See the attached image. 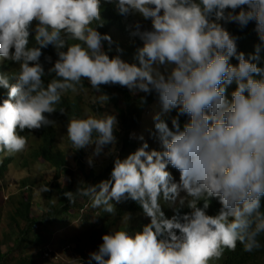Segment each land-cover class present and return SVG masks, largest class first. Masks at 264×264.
I'll return each mask as SVG.
<instances>
[{
  "label": "clouds",
  "instance_id": "9594fccd",
  "mask_svg": "<svg viewBox=\"0 0 264 264\" xmlns=\"http://www.w3.org/2000/svg\"><path fill=\"white\" fill-rule=\"evenodd\" d=\"M108 3L125 18L142 17L143 28L150 21V30H142L139 21L130 25L141 43L138 63L110 58L104 50L107 43L112 51L118 29L105 23L118 22L106 19ZM221 21L241 29L254 22L259 40L254 52L238 51V37ZM50 45L58 58L48 69L54 78L45 83L40 57ZM262 50L264 0H0V89L8 90L0 101V153L23 152L28 141L19 133L53 124L45 114L56 112L62 95L77 91L84 80L97 92L101 85L155 92L161 111L153 120L161 150L143 142L124 159H114L109 179L63 193L71 204L77 196L88 197L93 209L112 215L115 204L131 200L149 219L141 231L103 234L89 264H219L239 243L251 253L261 247L258 237L264 234ZM173 110L170 128L160 116ZM180 116L188 118L182 126ZM117 123L111 114L73 118L66 134L76 150L94 145L93 156H99L116 143ZM167 169L179 172V182ZM40 191L50 189L45 185ZM184 193L191 198V212L167 217L162 202L184 205ZM100 216L94 210L91 220ZM38 251L52 264L79 260L69 243L54 250L48 241Z\"/></svg>",
  "mask_w": 264,
  "mask_h": 264
},
{
  "label": "trees",
  "instance_id": "16d2710c",
  "mask_svg": "<svg viewBox=\"0 0 264 264\" xmlns=\"http://www.w3.org/2000/svg\"><path fill=\"white\" fill-rule=\"evenodd\" d=\"M105 13L109 20L116 19L117 23L105 22L108 27L115 25L118 29L115 30V36L132 37L134 41L120 42L117 37L111 38L113 41L112 51L108 52V45L105 43V51L111 57L120 55V58L130 64L138 63L135 60L136 49L141 47L139 37L132 36L133 29L130 25L135 21H139L143 28L144 19L139 15L129 16L127 18L118 14L115 5L112 3L106 4L104 7ZM148 22L147 20L145 23ZM222 26L232 35L238 37L237 50L244 52L247 56L254 52V46L259 43L258 37L254 32L255 24L250 22L246 27L241 29L235 23L220 22ZM35 22H33V27ZM99 27L97 28V30ZM99 31V30H98ZM101 32V31H99ZM113 32V33H115ZM120 34V35H119ZM30 39L33 40L32 37ZM76 43V41H70ZM35 42L29 46H34ZM121 49L117 52L116 49ZM43 55L40 57V63L43 65L45 76L42 78L45 83L54 78L55 74H48V69L51 68L58 58L56 50L53 46H48L42 49ZM262 60L258 65L264 67V50L261 52ZM45 57H50L51 61H46ZM126 59H125V58ZM230 63L235 65L237 61L235 58L230 60ZM12 84V83H10ZM82 86L77 87V91H68L62 95L60 104L56 105L58 108L52 114H45L54 123L48 126L41 127L37 130H27L20 132V135L27 137V147L23 152L8 155L7 153H0V177H4L7 167L14 165L15 155H20L18 164L20 168L25 170L26 175L30 167L43 166L48 164L50 170H46L43 175L47 177H24L19 181V186L15 191L9 192L7 199L2 200V191L0 189V228H4L0 238V264H52L43 260L41 252H29V249H43L48 245L47 235L42 232L48 226L57 224L60 228L66 227L68 223L74 220L80 225L88 227L86 232L82 235H65L58 247L65 244L74 245V251L79 256V260L75 264H89V254L97 251L98 246L102 243V235L110 233L115 230H127L129 233L141 231L142 227L149 223V219L143 214L139 205L131 200L115 204V215L104 213L100 208L93 209L88 197L77 196L74 204L69 203L64 192H75L77 188L87 187L88 185L98 184L102 180L110 178L112 168L114 166V159L119 157L124 159L128 154L134 152L141 146L143 142L149 145V149L161 150V145L158 139L157 131L154 127L156 121L153 116L156 111H161L158 97L155 92L150 94L130 92L126 87L120 85H101L100 91L97 92L91 88L88 81L81 82ZM235 88V85L228 87ZM91 95H106L110 107L116 112L114 114L117 118V126L114 131L116 143L105 147L104 151L99 156H93L96 163L91 166L86 160L89 155L88 151L94 145L84 149L76 150L66 134L67 122L73 118H87L91 116L89 111L99 112V101L91 104L93 98ZM7 89H0V101L7 98ZM88 93V105H85L83 95ZM143 98V99H142ZM59 108H64L65 112L60 113ZM148 118L147 114H151ZM158 112V113H159ZM177 113L173 110L167 114H161L160 119L168 123L171 128V118ZM93 117V116H92ZM96 118V117H95ZM187 116H180L179 120L181 126L187 120ZM63 128L64 139L68 146L73 151V158L69 162L64 148L61 144L57 145L59 134L57 130ZM57 129V130H56ZM143 136V141L138 139ZM88 150V151H87ZM106 158L100 160V158ZM168 169L174 170L171 166ZM167 169V170H168ZM47 171H52L53 178ZM174 180L179 182V172L168 170ZM64 180L58 182L57 179ZM36 185L44 187L48 186L50 191L41 192L40 201H34L33 188ZM186 197L184 193L181 195ZM186 197L185 204L179 205L177 203L174 207H169L162 202V210L167 217H171L177 212L181 215L190 213L191 209L187 207ZM115 203V202H113ZM94 210H99L103 213L95 222L91 220ZM261 247L251 253L244 252L243 246L239 243L237 250L234 252H227L225 257L219 264H264V234L258 237ZM11 244V245H8ZM5 245V251L1 247ZM29 248V249H28ZM91 264H96L92 261Z\"/></svg>",
  "mask_w": 264,
  "mask_h": 264
},
{
  "label": "rangeland",
  "instance_id": "374dc122",
  "mask_svg": "<svg viewBox=\"0 0 264 264\" xmlns=\"http://www.w3.org/2000/svg\"><path fill=\"white\" fill-rule=\"evenodd\" d=\"M144 27L147 30L151 29V23L150 21L144 23ZM129 41V40H127ZM161 71H163V69H161ZM89 92V96L93 98L91 104H93L95 102V99H98L99 101V112H95V111H89L88 113L96 118H101L106 114H111L114 115L116 114V112L110 107V103L106 100L103 99V96H101V94L99 95H91L90 91ZM83 99L85 100L84 103L85 105H88L89 100L87 99L88 93H86L85 95H83ZM159 111L157 110L156 113H158ZM153 112H151V114H147L148 118L151 117ZM154 113V114H156ZM57 130V129H56ZM57 133L59 134V138L57 139V145L61 144V147L64 148L66 157L68 159V161L70 162L73 158V151L70 149V147L68 146V143L65 142L64 139V130L63 128H59L57 130ZM94 147H91V149H89L88 151V156L86 157V160L88 162V160L91 158L93 163L95 162V159H93L94 157L91 156L92 152H93ZM91 153V154H90ZM19 156H21V154L19 155H15L14 157V165L13 166H9L7 167V171L3 177L2 180V184L0 185L2 188V200L5 201V199L8 197V193L9 192H13L15 191V188L19 186V181L24 178V177H45L43 175L44 172H46V170H50V166L48 164H44L43 166L37 167V166H33L30 167L28 174L26 175L25 170H23L22 168H20L19 164H18V160H19ZM106 159L104 158H100V160H104ZM92 163V164H93ZM48 174L50 175V178L52 179L53 176L52 171H47ZM48 176H46L45 178L47 179ZM2 179V178H1ZM58 182L63 181L64 180L62 178L57 179ZM42 187L40 185H36L35 188H33V192H34V201H40L41 199V190ZM4 231V228H0V238H1V234ZM42 232L44 234H46L47 236L51 235L50 238H48L49 240V244L50 247L53 248L54 250H56L57 248H59V244L62 240V237L65 235H68L69 237L71 235H76L78 236L76 233H78L79 235H82L83 233L86 232V227L83 225H80V223H77L75 220L72 223H68V225L66 227L60 228L57 224H54L52 226H48L46 229H42ZM11 245V244H8ZM5 245H3L1 247L2 251H5ZM29 249V248H28ZM33 252V253H37L38 249H29V252ZM67 254H69V252H67ZM65 262H69V260L66 258H64Z\"/></svg>",
  "mask_w": 264,
  "mask_h": 264
}]
</instances>
